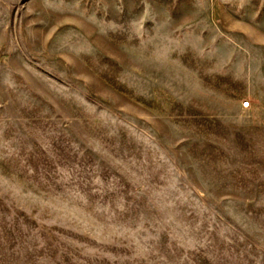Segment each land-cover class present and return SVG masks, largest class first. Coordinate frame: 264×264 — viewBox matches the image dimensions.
I'll use <instances>...</instances> for the list:
<instances>
[{
    "label": "rangeland",
    "instance_id": "374dc122",
    "mask_svg": "<svg viewBox=\"0 0 264 264\" xmlns=\"http://www.w3.org/2000/svg\"><path fill=\"white\" fill-rule=\"evenodd\" d=\"M0 264H264V0H0Z\"/></svg>",
    "mask_w": 264,
    "mask_h": 264
}]
</instances>
